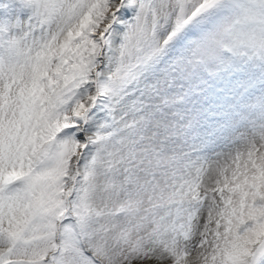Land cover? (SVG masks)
<instances>
[{
	"label": "snow or ice",
	"instance_id": "1",
	"mask_svg": "<svg viewBox=\"0 0 264 264\" xmlns=\"http://www.w3.org/2000/svg\"><path fill=\"white\" fill-rule=\"evenodd\" d=\"M0 264H264V0H0Z\"/></svg>",
	"mask_w": 264,
	"mask_h": 264
}]
</instances>
